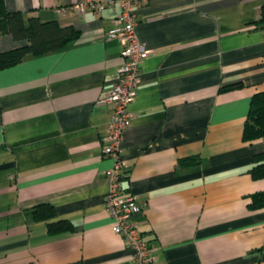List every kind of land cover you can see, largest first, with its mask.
<instances>
[{
	"label": "crops",
	"instance_id": "obj_1",
	"mask_svg": "<svg viewBox=\"0 0 264 264\" xmlns=\"http://www.w3.org/2000/svg\"><path fill=\"white\" fill-rule=\"evenodd\" d=\"M86 0H4L79 37L0 69V264H133L105 207L101 153L121 45L107 38L118 6L78 13ZM264 0H147L138 39L149 49L128 108L121 188L160 264H264V208L248 172L264 138L244 141L253 93L264 90ZM0 35V51L23 44ZM239 83L228 89L221 86ZM199 162L182 166L183 157ZM50 203L73 228L50 234L28 209Z\"/></svg>",
	"mask_w": 264,
	"mask_h": 264
},
{
	"label": "built area",
	"instance_id": "obj_2",
	"mask_svg": "<svg viewBox=\"0 0 264 264\" xmlns=\"http://www.w3.org/2000/svg\"><path fill=\"white\" fill-rule=\"evenodd\" d=\"M146 2L147 0H86L72 7L76 12L83 13L87 9L99 11L104 7L118 6V12L112 19L113 27L106 37L116 38L120 42L122 63L115 71V82L111 90L97 100L98 103L111 105V115L101 144V153L112 158V165L105 170L108 181L105 207L112 217L111 229L122 236L130 250L132 263L160 264L152 255L150 241L144 238L139 226L132 219L141 209L137 199L121 188V179L125 176L121 152L125 131L132 119L128 105L137 93L140 63L150 52L136 34L137 9Z\"/></svg>",
	"mask_w": 264,
	"mask_h": 264
},
{
	"label": "trees",
	"instance_id": "obj_3",
	"mask_svg": "<svg viewBox=\"0 0 264 264\" xmlns=\"http://www.w3.org/2000/svg\"><path fill=\"white\" fill-rule=\"evenodd\" d=\"M252 24L264 29V4L261 5L258 18ZM5 33L24 43L0 51V69L21 62L27 55H42L61 49L80 35V31L74 26L61 25L55 19L44 21L36 15L26 16L20 10L8 11L4 0H0V35ZM238 84L221 86L220 89H228ZM258 138H264V90L257 91L251 96L242 129L244 141ZM198 162L197 155L183 157L179 160L182 166ZM248 172L253 179H264V152L252 155V164ZM248 207L250 209L264 208V189L250 195ZM28 212L35 221H45L47 232L50 234L70 231L73 228V224L68 219L57 218L55 209L50 203H39L28 209Z\"/></svg>",
	"mask_w": 264,
	"mask_h": 264
}]
</instances>
